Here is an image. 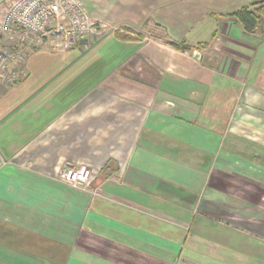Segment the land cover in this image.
<instances>
[{
  "label": "crops",
  "instance_id": "obj_1",
  "mask_svg": "<svg viewBox=\"0 0 264 264\" xmlns=\"http://www.w3.org/2000/svg\"><path fill=\"white\" fill-rule=\"evenodd\" d=\"M260 1L82 0L108 32L0 91V264H264V20L233 15Z\"/></svg>",
  "mask_w": 264,
  "mask_h": 264
},
{
  "label": "built area",
  "instance_id": "obj_2",
  "mask_svg": "<svg viewBox=\"0 0 264 264\" xmlns=\"http://www.w3.org/2000/svg\"><path fill=\"white\" fill-rule=\"evenodd\" d=\"M99 28L104 27L86 15L82 0H1L0 36L8 45L0 47V91L22 80L23 64L36 49L49 44L62 51L103 36ZM58 176L76 188L88 187L95 177L84 164L65 166Z\"/></svg>",
  "mask_w": 264,
  "mask_h": 264
},
{
  "label": "trees",
  "instance_id": "obj_3",
  "mask_svg": "<svg viewBox=\"0 0 264 264\" xmlns=\"http://www.w3.org/2000/svg\"><path fill=\"white\" fill-rule=\"evenodd\" d=\"M233 15L241 23L247 33L255 32L260 25L262 17H264V1L254 2L251 6H246L237 10L233 13ZM172 45L181 50L191 49V46L186 43H172ZM116 170L117 166L110 161L103 168L101 178H105L112 175L116 172Z\"/></svg>",
  "mask_w": 264,
  "mask_h": 264
},
{
  "label": "rangeland",
  "instance_id": "obj_4",
  "mask_svg": "<svg viewBox=\"0 0 264 264\" xmlns=\"http://www.w3.org/2000/svg\"><path fill=\"white\" fill-rule=\"evenodd\" d=\"M264 20V17H262L261 19V22H260V25L261 27L263 28V21ZM263 25V26H262ZM108 32L107 28H102V29H97L96 30V33L97 35H101L103 34V36ZM260 34V32H259ZM94 36V35H92ZM91 38V37H90ZM89 38L87 39H84L82 41L81 44H83L84 41H87ZM264 41V40H263ZM214 43H211L209 45H202L200 46V48H203V49H207L206 52H209V50L212 49ZM78 45V44H77ZM50 45L48 44L46 47H49ZM50 48V47H49ZM199 48V49H200ZM68 49V48H67ZM201 50V49H200ZM205 52V53H206ZM251 58L249 59L251 61V67H252V73H251V78H256V76H258L260 74V71H261V68L263 67L264 65V42L260 43L259 45H256L255 47V50L253 51L252 55L250 56ZM254 82V81H253ZM255 83V82H254ZM103 170V169H102ZM100 175H102V171L100 172ZM158 226H162V224L158 221ZM96 250V249H95ZM97 253L93 252L92 255H96ZM74 262L72 263H69V264H73ZM88 263H91L88 261ZM65 264V263H63ZM84 264V263H83Z\"/></svg>",
  "mask_w": 264,
  "mask_h": 264
}]
</instances>
